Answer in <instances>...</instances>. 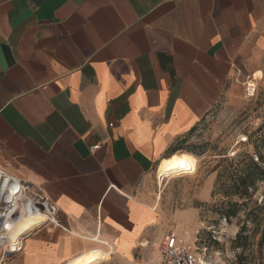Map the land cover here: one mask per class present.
Returning <instances> with one entry per match:
<instances>
[{"label":"crops","instance_id":"crops-1","mask_svg":"<svg viewBox=\"0 0 264 264\" xmlns=\"http://www.w3.org/2000/svg\"><path fill=\"white\" fill-rule=\"evenodd\" d=\"M238 76L264 81V0H0V169L58 222L7 264L160 243L156 170Z\"/></svg>","mask_w":264,"mask_h":264},{"label":"rangeland","instance_id":"rangeland-1","mask_svg":"<svg viewBox=\"0 0 264 264\" xmlns=\"http://www.w3.org/2000/svg\"><path fill=\"white\" fill-rule=\"evenodd\" d=\"M244 81L245 76L243 79L238 76V86L232 96L210 111L188 146L182 149L196 157V172L160 183L159 179L155 180L156 192L161 197L159 210L167 220V231H172L179 244L192 251L197 264H234L241 252L232 249V242L242 226L246 227L245 235H250L254 228L250 220H246L247 213L256 207L253 201L263 205L264 185L258 183L252 202L236 218L226 221L219 214L221 204L228 199L222 194L223 184L227 182L223 177L218 180V174L231 160L253 154L250 137L264 123V81H254L256 92L252 98L246 96ZM230 201L235 202L237 198L232 197ZM254 215L260 224L256 243L264 229V208L256 210ZM165 234L160 243L136 253L130 261L113 252L100 264H160L159 248ZM253 248L256 250V245ZM245 255V264H250V249ZM261 258L264 264V241Z\"/></svg>","mask_w":264,"mask_h":264},{"label":"built area","instance_id":"built-area-1","mask_svg":"<svg viewBox=\"0 0 264 264\" xmlns=\"http://www.w3.org/2000/svg\"><path fill=\"white\" fill-rule=\"evenodd\" d=\"M254 81L253 76L245 77L244 87L248 98L255 95ZM29 215H41L44 218L41 226L58 225L56 208L42 191L0 169V264H7L12 254L20 252L25 236L7 249V233L17 221ZM159 260L160 264H197L192 251L179 244L172 231L166 232L160 245Z\"/></svg>","mask_w":264,"mask_h":264},{"label":"trees","instance_id":"trees-1","mask_svg":"<svg viewBox=\"0 0 264 264\" xmlns=\"http://www.w3.org/2000/svg\"><path fill=\"white\" fill-rule=\"evenodd\" d=\"M264 123L257 129L254 136L250 137V145L253 147V154L243 155L235 160H231L230 164L224 171L218 174V180L223 177L227 182L223 184L222 194L228 199L226 203L221 204L219 214L227 221L236 218L240 211L245 208L248 203L252 202V198L257 190V184L264 185ZM236 197L237 201L231 202L230 199ZM262 206H256L254 210L246 215V220L254 226L250 235H245V226H242L232 242V249L239 250L235 257L234 264H245V252L250 249V264H262L261 247L264 241V229L260 239L255 243L256 235L259 231V221L254 215L256 210L264 208V194L261 200ZM254 215V216H253ZM253 216V217H252ZM256 245V250L253 248ZM257 259V261H256Z\"/></svg>","mask_w":264,"mask_h":264},{"label":"bare ground","instance_id":"bare-ground-1","mask_svg":"<svg viewBox=\"0 0 264 264\" xmlns=\"http://www.w3.org/2000/svg\"><path fill=\"white\" fill-rule=\"evenodd\" d=\"M260 77V74L255 75ZM256 81V80H255ZM197 159L194 155L188 152H179L170 155L163 159L157 170L156 178L161 180L169 179L178 176L193 175L196 172ZM44 223V218L41 215H29L17 221L9 230L7 249L14 245L17 241L20 242L23 236H27L31 230ZM108 252L102 250H93L82 256L72 259L67 264H100L107 261Z\"/></svg>","mask_w":264,"mask_h":264},{"label":"water","instance_id":"water-1","mask_svg":"<svg viewBox=\"0 0 264 264\" xmlns=\"http://www.w3.org/2000/svg\"><path fill=\"white\" fill-rule=\"evenodd\" d=\"M25 238V237H24Z\"/></svg>","mask_w":264,"mask_h":264}]
</instances>
